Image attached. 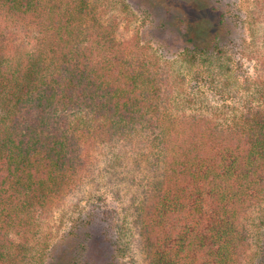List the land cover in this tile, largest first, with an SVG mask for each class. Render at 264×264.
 Returning <instances> with one entry per match:
<instances>
[{
  "label": "trees",
  "instance_id": "trees-1",
  "mask_svg": "<svg viewBox=\"0 0 264 264\" xmlns=\"http://www.w3.org/2000/svg\"><path fill=\"white\" fill-rule=\"evenodd\" d=\"M114 3L0 0V264H102L97 237L105 264H264V0H211L172 58Z\"/></svg>",
  "mask_w": 264,
  "mask_h": 264
},
{
  "label": "rangeland",
  "instance_id": "rangeland-1",
  "mask_svg": "<svg viewBox=\"0 0 264 264\" xmlns=\"http://www.w3.org/2000/svg\"><path fill=\"white\" fill-rule=\"evenodd\" d=\"M128 1L130 5L123 6L121 0H114V12H118L121 22L119 28L121 37L136 41L135 36H139L143 44L145 43L144 41H147L152 48L163 54L166 58H172L182 46L188 43L189 30L191 31L193 28H196L198 31L195 33L194 37L199 39V37H207L206 35L214 31L216 26L215 16L209 9V2L211 0ZM253 65V60H245L243 66L239 69H243L246 74L253 76L256 73ZM242 71L239 72V80L241 81L243 77ZM186 76L187 80L192 81L188 71H186ZM236 83L239 84L238 81H235L233 78L232 84L230 85H235ZM202 88H206V85H203ZM229 89L228 87V91ZM209 99L213 102L217 100V98L210 95V93ZM104 156L105 155L100 156L99 158L101 159ZM95 192L99 194L97 191ZM100 193L103 197L107 198L109 204L111 203V205L117 206L118 211H121V207H119L118 203L119 200H117L115 195L106 192L104 188L100 190ZM64 201L57 204L56 207L49 212V215H46V218L43 219L44 230L52 233L51 241L54 242L57 240L56 243L60 240V233L66 231L70 223V221L65 219L62 215L68 211L76 216L78 212L83 209L82 207L85 199H82V203H80L81 205L79 204V207L75 206V204H77L75 199H66ZM257 213H264V206L260 207L256 214ZM252 215H254V213H252ZM62 245L59 244V249L57 250V255L59 256H61L64 249V245ZM90 246L95 253L102 254L101 261L102 264H105L109 258V249L107 246L100 242L99 237L94 239ZM130 255L125 259L122 258L119 264H144L135 252Z\"/></svg>",
  "mask_w": 264,
  "mask_h": 264
}]
</instances>
